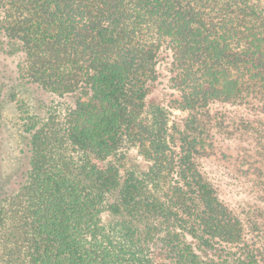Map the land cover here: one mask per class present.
<instances>
[{
  "label": "trees",
  "instance_id": "1",
  "mask_svg": "<svg viewBox=\"0 0 264 264\" xmlns=\"http://www.w3.org/2000/svg\"><path fill=\"white\" fill-rule=\"evenodd\" d=\"M0 48V264H264V0H0Z\"/></svg>",
  "mask_w": 264,
  "mask_h": 264
},
{
  "label": "rangeland",
  "instance_id": "2",
  "mask_svg": "<svg viewBox=\"0 0 264 264\" xmlns=\"http://www.w3.org/2000/svg\"><path fill=\"white\" fill-rule=\"evenodd\" d=\"M18 59L16 56L9 55L5 53L0 48V76L2 77V82L5 84L4 93L2 95L3 100V118L0 126V149L3 151L5 149L10 151V161L12 160V165H18L24 161L26 150L27 137L22 128V123L19 119V104H26L34 106L36 101L42 98V93L34 87H29L21 82L19 79V74L17 70ZM44 98H46L44 96ZM179 118L183 117L181 112L175 113ZM228 150V149H227ZM237 149L231 146V151L229 155L225 157V160L214 157L212 163L226 167L227 165L232 166L233 159L239 158ZM233 156V157H232ZM2 159V154L0 152V160ZM225 162V163H224ZM12 168V167H11ZM8 165L7 170L9 172ZM148 168V163L136 150L130 151L124 162V171H146ZM228 182V181H227ZM229 184V183H228ZM4 185L5 189L10 188V184L5 183L0 179V186ZM227 199L231 202H237L241 195H238L237 191L232 185L225 188ZM104 220L108 221L110 218L107 214L104 216ZM201 254L207 258L212 256H218L217 250H207L202 251ZM223 255V254H222Z\"/></svg>",
  "mask_w": 264,
  "mask_h": 264
}]
</instances>
